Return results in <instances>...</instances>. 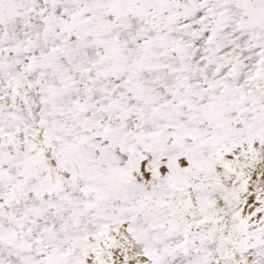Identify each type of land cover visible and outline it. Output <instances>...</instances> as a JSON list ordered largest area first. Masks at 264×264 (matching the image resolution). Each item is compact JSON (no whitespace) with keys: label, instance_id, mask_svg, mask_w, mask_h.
I'll list each match as a JSON object with an SVG mask.
<instances>
[{"label":"snow or ice","instance_id":"1","mask_svg":"<svg viewBox=\"0 0 264 264\" xmlns=\"http://www.w3.org/2000/svg\"><path fill=\"white\" fill-rule=\"evenodd\" d=\"M0 264H264V0H0Z\"/></svg>","mask_w":264,"mask_h":264}]
</instances>
